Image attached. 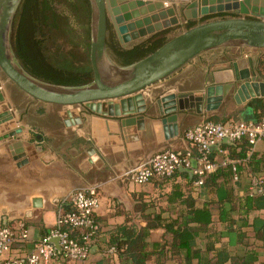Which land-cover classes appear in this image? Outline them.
I'll list each match as a JSON object with an SVG mask.
<instances>
[{
  "label": "crops",
  "instance_id": "obj_1",
  "mask_svg": "<svg viewBox=\"0 0 264 264\" xmlns=\"http://www.w3.org/2000/svg\"><path fill=\"white\" fill-rule=\"evenodd\" d=\"M177 1L181 13L193 0ZM226 4L237 2L224 0L219 5ZM257 8L260 10L261 4ZM170 20L169 16L160 23ZM262 56L264 53L239 49L213 51L139 97L98 104L92 109L30 103L17 113L0 81L4 96L0 104V220L16 232L5 257L32 253L39 240L55 228L57 212L71 209V192L95 188L99 208L94 218L100 229L89 244L87 261L72 262L57 252L49 262L40 264H125L107 253L111 233L124 225L143 228L137 200L156 198L164 207L165 194L170 191V184L159 185L155 180L133 184L125 180L126 174L159 151L169 149L180 155L191 149L183 133L202 121H241L245 117L257 122L261 109L253 101L264 104V70L258 69ZM17 141L23 147L20 155L10 149ZM218 145L209 150L217 161L230 152L221 148L233 144ZM241 149L234 153L245 152L250 164L242 167L237 181L220 179L218 189L207 190L194 182L185 188L199 204L220 200L235 203L249 190L254 193L248 214H230L236 222L231 229L218 222L217 211H212L214 224L208 233L217 239L207 259L213 264H264V142L249 151ZM254 180L258 181L256 187L251 184ZM175 182L184 184L180 178ZM163 217L174 219L176 214L164 213ZM18 223L24 224L25 239L17 233ZM160 234L147 233L148 241L156 242ZM208 242L206 233H200L193 249L207 253Z\"/></svg>",
  "mask_w": 264,
  "mask_h": 264
},
{
  "label": "water",
  "instance_id": "obj_2",
  "mask_svg": "<svg viewBox=\"0 0 264 264\" xmlns=\"http://www.w3.org/2000/svg\"><path fill=\"white\" fill-rule=\"evenodd\" d=\"M21 1L0 0V77L26 98L45 106L92 109L98 104L139 97L213 51L239 49L264 53V0H252V3L250 0H231L237 2L232 6L219 5L224 0H193L179 16L183 18L182 22L199 21L198 24L171 35L146 57L130 65L119 66L111 60L105 45L108 17L119 43L127 48L129 44L176 26L179 24L178 14L173 7L165 8L162 1L88 0L91 13L88 54L91 80L80 86L53 85L25 71L12 49V25ZM258 4H261L260 10ZM222 13L228 16L200 21L206 16ZM169 16L170 21L160 23ZM3 101L4 96L0 92V104ZM243 118L241 122H255ZM220 143L232 145L226 139ZM10 149L14 155L23 153L22 144L18 141L12 143ZM195 168L196 161L192 160L190 169L178 170L186 173L191 180ZM50 242L60 253L59 239L55 237Z\"/></svg>",
  "mask_w": 264,
  "mask_h": 264
},
{
  "label": "trees",
  "instance_id": "obj_3",
  "mask_svg": "<svg viewBox=\"0 0 264 264\" xmlns=\"http://www.w3.org/2000/svg\"><path fill=\"white\" fill-rule=\"evenodd\" d=\"M55 5L69 8V13L79 25L80 33L78 35L71 31L69 16L60 12ZM90 16L88 0H22L13 20L11 31V45L20 65L33 77L49 84L80 86L88 83L92 77L88 60ZM226 16L228 14H214L206 16L200 21L222 19ZM198 23L199 21H188L185 27L163 30L126 50L121 48L112 27L108 24L105 45L116 65L127 66L153 53L179 30L191 28ZM58 37H66L81 48L89 65L87 69L83 71L65 70L55 67L48 61L45 56V52L49 49L47 42ZM258 69L264 70V56L258 61ZM253 104L257 106L256 108L261 109L262 114L264 111L263 101L255 100ZM230 120L239 121L237 119ZM240 147H242V151L251 148L245 140L234 143L231 147L224 146L221 151L228 149L229 155L218 161L211 157L213 153L208 152V158L217 164V170L207 173L203 177L204 189H218L220 179H233L235 176L239 178L242 167L250 164L249 156L245 152L234 153L236 148ZM192 156L195 159L200 156L195 148L192 149ZM224 161L227 163L223 164ZM176 178H180L184 184L176 183ZM152 180H155L159 185L170 184V191L165 194V206L159 205L156 198L137 200L136 210L141 214L144 227L136 229L133 226L124 225L116 228L109 238L108 249L114 248L113 255H116L125 264H170L172 261L192 264V260H196L197 264H213L212 260L207 259V254L214 251L213 245L217 239L215 234L208 233L214 224L212 211H217L218 222L226 223L228 229H231L236 224L230 216L233 211H238L241 217L244 213L248 214L253 208L254 193L250 190L243 199L235 203L220 200L199 204L186 190L195 182L196 178L193 177L189 181L187 174L179 170H176L168 178H153ZM164 213L170 215L174 213L176 218L163 217ZM154 231H160L161 234L156 242H149L147 233ZM69 232L72 238L81 241L78 230H69ZM200 233H206V238L209 241L207 253L193 249L194 241ZM233 264L236 263L233 261Z\"/></svg>",
  "mask_w": 264,
  "mask_h": 264
},
{
  "label": "built area",
  "instance_id": "obj_4",
  "mask_svg": "<svg viewBox=\"0 0 264 264\" xmlns=\"http://www.w3.org/2000/svg\"><path fill=\"white\" fill-rule=\"evenodd\" d=\"M183 137L191 145V149L180 155L169 149L155 153L147 161L129 170L126 174L128 181L143 185L153 178H168L179 168L190 169L191 161L195 160L194 183L196 186H201L203 177L217 170V164L208 158L209 148L225 139L232 144L245 140L251 147L264 142V111L257 122L229 120L222 123L205 120L185 130ZM193 148L200 155L198 159L192 156ZM225 163L227 161L223 162ZM233 179L237 180L238 177L235 176ZM257 183L258 181L255 180L251 182L255 187ZM68 203L71 210L60 209L56 214L55 228L39 240L32 253L24 257H5L15 239L16 232L0 220V264L47 263L57 255V250L50 242L55 237L59 239L60 253L65 259L72 262H86L90 251L88 246L100 229L94 218L99 208V197L95 188H79L71 192ZM16 228L20 237L25 239L27 234L24 224L18 223ZM67 229L78 230L81 241L72 238ZM107 253L113 255L114 248L108 249Z\"/></svg>",
  "mask_w": 264,
  "mask_h": 264
},
{
  "label": "rangeland",
  "instance_id": "obj_5",
  "mask_svg": "<svg viewBox=\"0 0 264 264\" xmlns=\"http://www.w3.org/2000/svg\"><path fill=\"white\" fill-rule=\"evenodd\" d=\"M153 1H162L163 3H165L164 1L166 0H153ZM177 0H174V2L172 1L171 3H169L168 1H166V3H168V5L165 8H174V10L177 12V14H179V6H177L175 3H177ZM60 7H58L57 9L66 14L67 16H69V23H70V28L71 31H73V33H75L76 35H78L80 33L79 31V25L77 24V22L74 20V18L71 16V14L69 13V8L63 5H59ZM177 18L179 20V24H177L176 26H172L171 28H180L182 25V19L180 18L179 15H177ZM182 30H179V32H181ZM49 49L45 52V56L48 59L49 62H51V64H53L55 67L61 68V69H65V70H72V71H83L85 69L88 68V63L86 58L84 57V54L81 51V48L78 47L76 44H74L73 42L69 41L66 37H58V38H54L50 41L47 42ZM88 60H89V56H88ZM1 78V86L3 87V89L5 90V94L8 92H12V94L16 95L18 98L14 99L12 96V105H15L16 109H17V113L18 112H23L24 111V107L28 104H32V106H41V104H37L35 102H33L32 100L26 98H23V95L21 92H19L14 86H12L9 82H7L4 78ZM10 84V85H9ZM9 87H11L12 89L9 90ZM8 95V94H7ZM9 101L10 98H8ZM36 104V105H34ZM43 106V105H42ZM16 112V111H15Z\"/></svg>",
  "mask_w": 264,
  "mask_h": 264
},
{
  "label": "flooded vegetation",
  "instance_id": "obj_6",
  "mask_svg": "<svg viewBox=\"0 0 264 264\" xmlns=\"http://www.w3.org/2000/svg\"><path fill=\"white\" fill-rule=\"evenodd\" d=\"M22 2V1H21ZM21 4V3H20ZM55 7H60L59 5H55ZM108 24L112 27V30H113V32H114V34H115V37H116V39H117V41H118V37H117V35H116V32H115V29H114V26L112 25V23H111V20H110V18L108 17ZM186 24L187 23H185V24H183V26L182 27H185L186 26ZM109 36V35H108ZM106 37H107V35H106ZM118 43H119V41H118ZM138 43H140V41H138V42H136V43H132V44H129L128 45V47L127 48H123L122 46H121V44L119 43V45L121 46V48H123L124 50H126V49H129L130 47H132V46H135V45H137ZM12 46V45H11ZM13 49V48H12ZM107 49V48H106ZM14 51V50H13ZM107 52H108V55H109V57L110 58H112V55H111V53L108 51V49H107ZM112 60V59H111ZM3 78V77H2ZM10 85V84H9ZM12 88L11 87H9V90H11ZM9 93V96L11 97H13L14 99H16V98H18L16 95H14V94H12V92L10 93V92H8ZM11 97V98H12ZM23 98H25L24 97V95H23ZM26 99V98H25Z\"/></svg>",
  "mask_w": 264,
  "mask_h": 264
}]
</instances>
